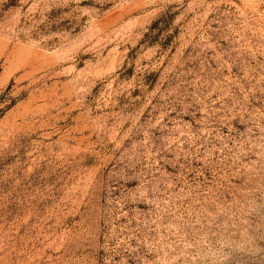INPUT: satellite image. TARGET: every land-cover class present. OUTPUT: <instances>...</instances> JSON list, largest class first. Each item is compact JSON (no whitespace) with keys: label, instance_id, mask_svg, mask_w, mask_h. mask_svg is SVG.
<instances>
[{"label":"rangeland","instance_id":"obj_1","mask_svg":"<svg viewBox=\"0 0 264 264\" xmlns=\"http://www.w3.org/2000/svg\"><path fill=\"white\" fill-rule=\"evenodd\" d=\"M0 264H264V0H0Z\"/></svg>","mask_w":264,"mask_h":264}]
</instances>
